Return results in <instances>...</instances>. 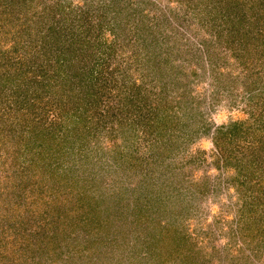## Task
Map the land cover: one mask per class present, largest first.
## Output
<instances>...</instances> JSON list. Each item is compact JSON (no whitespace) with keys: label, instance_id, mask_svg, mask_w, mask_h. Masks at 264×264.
<instances>
[{"label":"rangeland","instance_id":"1","mask_svg":"<svg viewBox=\"0 0 264 264\" xmlns=\"http://www.w3.org/2000/svg\"><path fill=\"white\" fill-rule=\"evenodd\" d=\"M251 3L0 0V264H264Z\"/></svg>","mask_w":264,"mask_h":264},{"label":"trees","instance_id":"2","mask_svg":"<svg viewBox=\"0 0 264 264\" xmlns=\"http://www.w3.org/2000/svg\"><path fill=\"white\" fill-rule=\"evenodd\" d=\"M260 2H262V3H259V2L257 3V1L252 0V3H251V4H252L253 6H255V5H257V4H258V6H261L262 4H264V0H263V1H260ZM242 19H243V18H242ZM242 19H241V20H238V21L241 23V21H243ZM263 21H264V20H263ZM235 25H236V24H235ZM227 40H228V39H227ZM239 43H241V42H239ZM27 148H29V147H26V149H27ZM30 150H31L30 152L33 151L32 148H30ZM9 152H10V151H7V153H5L4 156L8 155ZM5 159H7V157H5ZM16 163H17V162H16ZM19 163H20V161H19ZM4 164H6V162H4ZM31 164H32V161H28V166H27V168L30 169V168H31V167H30ZM2 165H3V163H2ZM2 165H0V166H2ZM18 165H19V164H18ZM18 165H17V166H18ZM3 166H4V165H3ZM5 166H6V165H5ZM23 172H24V171H23ZM32 180H33V179H32ZM32 180H30V181H32ZM34 180H36V179L34 178Z\"/></svg>","mask_w":264,"mask_h":264}]
</instances>
